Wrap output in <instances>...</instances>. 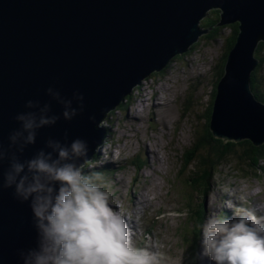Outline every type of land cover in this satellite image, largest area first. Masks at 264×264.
Instances as JSON below:
<instances>
[{
  "label": "water",
  "instance_id": "1",
  "mask_svg": "<svg viewBox=\"0 0 264 264\" xmlns=\"http://www.w3.org/2000/svg\"><path fill=\"white\" fill-rule=\"evenodd\" d=\"M211 8L222 10L221 25L239 22L241 31L219 85L211 131L225 143L262 146L264 104L252 93L251 75L260 63L257 46L264 42V0H0V145L6 147L19 127L14 117L27 110V100L49 103L61 115L62 106L46 89L68 99L78 91L84 111L40 129L21 159L41 148L51 151L49 138H80L89 146L84 166L105 137L101 121L142 78L161 72L208 32L199 20ZM5 167L0 164V184ZM35 246L28 203L0 187V264H22L19 250Z\"/></svg>",
  "mask_w": 264,
  "mask_h": 264
},
{
  "label": "rangeland",
  "instance_id": "2",
  "mask_svg": "<svg viewBox=\"0 0 264 264\" xmlns=\"http://www.w3.org/2000/svg\"><path fill=\"white\" fill-rule=\"evenodd\" d=\"M213 11L222 13L211 8L206 14ZM205 19L199 20L202 28ZM209 33L199 36L191 53L172 59L163 73L142 78L130 99L106 115L99 127L109 133L106 130L95 147L98 162L93 160L87 168L108 183L111 206L124 216L137 246L147 245L161 264H194L191 243L202 202L207 215L229 210L232 213L226 215L231 218L233 210L240 209L264 216V173L242 172L239 162L230 158L209 188L195 191L189 180L201 164L197 162L201 155L208 157L206 152L199 150L195 163L184 168L187 153L207 125L206 110L230 30L215 39H206ZM237 153L248 162L243 149ZM197 264L210 262L203 258Z\"/></svg>",
  "mask_w": 264,
  "mask_h": 264
},
{
  "label": "clouds",
  "instance_id": "3",
  "mask_svg": "<svg viewBox=\"0 0 264 264\" xmlns=\"http://www.w3.org/2000/svg\"><path fill=\"white\" fill-rule=\"evenodd\" d=\"M46 94L62 106L66 121L84 111V96L78 91L71 99L52 87ZM25 109L14 117L19 127L9 134L7 146L0 145V164H6L0 187L13 189L16 200L28 203L36 231V246L19 250L22 264H161L155 251L135 243L124 216L111 206L108 183L99 173L83 171L86 140L49 138L46 147L51 151L41 148L21 159L36 143L38 131L61 118L39 100H27ZM203 258L210 264H264V216L240 209L231 218L207 215L194 264Z\"/></svg>",
  "mask_w": 264,
  "mask_h": 264
},
{
  "label": "trees",
  "instance_id": "4",
  "mask_svg": "<svg viewBox=\"0 0 264 264\" xmlns=\"http://www.w3.org/2000/svg\"><path fill=\"white\" fill-rule=\"evenodd\" d=\"M221 15L222 13L219 11L210 12L208 14V17L202 22L203 28L208 29L210 31L209 35L205 37L206 39H215L217 37H220L221 32L225 29H229L230 34L225 38V41L227 42V51L224 56L222 66L219 72H217V81L215 82L212 88V99L208 107V110H206L207 125L205 129L199 134L200 136L197 139V144L195 145L194 149L190 150L187 153L184 163V168H186V166L189 167L190 165H193L195 161L198 159L196 155L198 154L199 150L205 151L208 156V157H204L203 155L200 154L201 158H199L197 162L201 160L200 161L201 164L193 172L192 181L189 180L191 182L190 186L195 191L200 190V188H203L205 190L209 188L212 185V182L215 181L214 176L220 172V169H222L225 166H228V163L230 162V158H235L237 162H239L238 165L241 168L242 172H245L247 174H252L254 176H258L264 173V166H263L264 144L262 146L257 147L250 140L241 141L239 143H234V142L225 143L223 140L216 139L211 131L215 101L219 94V85L222 78L226 74V66L229 55L231 51L235 48L241 32L239 22L230 24L228 26L221 25L222 22ZM196 45L197 44L191 45V47L188 49L187 52L180 55H176L173 59L177 58L178 60L186 56L187 54L191 53L195 49ZM255 58H257L260 61V64L259 66L256 67V69L251 75V90L255 99L264 104V77L262 75V71L264 68V42H260L259 45L257 46ZM165 69H163L161 72L163 73ZM161 72H154L151 76L159 75V73ZM135 90L136 89H134L133 91ZM130 97L131 94L128 95L124 99V101L129 100ZM122 104L123 103H121L119 106H121ZM189 106H187L186 109H189L191 107ZM107 132L109 133L108 129ZM237 149H243V154L246 156L247 154H249L248 162L243 161V158L240 155H238ZM97 157H98V153H96L94 156L93 159L94 162H98ZM93 160L87 161L85 166L82 167L85 173L90 174V172H87V168L92 166ZM242 161L245 164H242ZM205 207L206 206L204 202H202V204L197 206L198 216L196 218V223L194 227L196 237L194 238V240H192L191 243L193 258L195 257L196 251H198L199 249L200 226L203 223L205 217L207 216V209ZM224 216L227 217L226 214Z\"/></svg>",
  "mask_w": 264,
  "mask_h": 264
},
{
  "label": "bare ground",
  "instance_id": "5",
  "mask_svg": "<svg viewBox=\"0 0 264 264\" xmlns=\"http://www.w3.org/2000/svg\"><path fill=\"white\" fill-rule=\"evenodd\" d=\"M144 104H145V102L142 101V102H141V105H144ZM139 112H140V111H138V113H139ZM136 120H137V119H136ZM139 122H140V121H139ZM152 155H156V153H154V154L152 153Z\"/></svg>",
  "mask_w": 264,
  "mask_h": 264
}]
</instances>
